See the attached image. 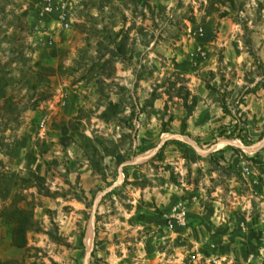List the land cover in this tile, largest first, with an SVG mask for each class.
<instances>
[{
    "label": "rangeland",
    "instance_id": "obj_1",
    "mask_svg": "<svg viewBox=\"0 0 264 264\" xmlns=\"http://www.w3.org/2000/svg\"><path fill=\"white\" fill-rule=\"evenodd\" d=\"M69 1L0 0V264H264V0Z\"/></svg>",
    "mask_w": 264,
    "mask_h": 264
},
{
    "label": "built area",
    "instance_id": "obj_2",
    "mask_svg": "<svg viewBox=\"0 0 264 264\" xmlns=\"http://www.w3.org/2000/svg\"><path fill=\"white\" fill-rule=\"evenodd\" d=\"M72 4L69 0H44V10L56 15L61 27L68 28L71 25ZM44 125V120L41 122ZM184 212L177 213V217H182ZM179 218V220H180ZM173 220L170 226L173 227Z\"/></svg>",
    "mask_w": 264,
    "mask_h": 264
},
{
    "label": "trees",
    "instance_id": "obj_3",
    "mask_svg": "<svg viewBox=\"0 0 264 264\" xmlns=\"http://www.w3.org/2000/svg\"><path fill=\"white\" fill-rule=\"evenodd\" d=\"M18 213V214H16ZM29 212L26 210V208H16L14 207L13 210H11L10 212V216L12 220H14V228H13V236H12V244L15 246V247H23L24 245V242L20 239H23L22 238V227L20 225H17L18 223H21L20 220H23V219H29L30 216L28 214ZM16 222V223H15Z\"/></svg>",
    "mask_w": 264,
    "mask_h": 264
},
{
    "label": "bare ground",
    "instance_id": "obj_4",
    "mask_svg": "<svg viewBox=\"0 0 264 264\" xmlns=\"http://www.w3.org/2000/svg\"><path fill=\"white\" fill-rule=\"evenodd\" d=\"M92 235H93L92 229L91 228H88V230L86 232V239H87V241H88L89 244L91 243Z\"/></svg>",
    "mask_w": 264,
    "mask_h": 264
},
{
    "label": "crops",
    "instance_id": "obj_5",
    "mask_svg": "<svg viewBox=\"0 0 264 264\" xmlns=\"http://www.w3.org/2000/svg\"><path fill=\"white\" fill-rule=\"evenodd\" d=\"M80 171V173L81 174H83V175H86V173H87V170H86V168L85 167H83V168H81V169H79ZM194 200H196V197H195V199ZM192 204V203H191ZM193 204H194V202H193ZM13 245V244H12ZM14 246V245H13Z\"/></svg>",
    "mask_w": 264,
    "mask_h": 264
}]
</instances>
